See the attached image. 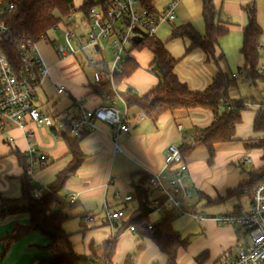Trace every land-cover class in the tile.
<instances>
[{"label":"crops","instance_id":"obj_1","mask_svg":"<svg viewBox=\"0 0 264 264\" xmlns=\"http://www.w3.org/2000/svg\"><path fill=\"white\" fill-rule=\"evenodd\" d=\"M82 2L83 0H79L76 6ZM157 2L158 0H154L152 3L153 9L161 11L167 0H161L158 4ZM251 2L255 1L213 0L215 10L224 23L223 25L228 28V33L218 40L213 56L209 59L200 50H193L186 55L185 48L189 44L187 39H179L182 43V51L181 48L179 51L171 47L172 43H176V41L180 43L179 40H165V43L163 41L165 49L176 61L174 73L178 80L185 83L190 90L205 89L211 84L217 72L228 75H235L233 73L235 69L238 72L242 66V59L239 55L241 35L246 24L243 8ZM171 23L178 26L190 24L196 32L203 34L201 0H178L175 6V20ZM169 27L170 23L160 24L156 36L159 30L165 29L166 31ZM42 48L46 50V57H43L41 53ZM37 49L48 68V76L42 81L34 101V106L38 110L49 115L50 112L72 111V102L74 101H81L88 109H95L103 104L101 95L94 92L93 86H89L91 77L85 79L81 72H79L80 74L76 73L81 67L74 62L73 57L58 59L45 43H39ZM140 53L141 51L136 52V55L138 56ZM220 54L223 56L221 60L218 58ZM262 54H264L263 40L260 41L259 46L258 66L260 72L264 69ZM131 58L138 64V69L124 79L117 89L120 93L129 90L142 96L155 87L157 78L152 71L151 74L148 72V75L145 73L148 70L141 68L140 64L142 63H140L139 57ZM102 61L103 59L100 62ZM64 64H67L65 71L59 76L56 74L55 68ZM150 66L151 64L148 65V68ZM231 67L235 69L232 70ZM73 73L75 74L72 75ZM262 75L264 76V74ZM58 87L62 88L64 93H57ZM237 88L238 86L229 90L230 99L237 100L242 97L238 95ZM259 109L260 106L257 108L249 104L245 105V109L241 113V123L235 130L234 141L215 145L214 156L210 163L203 147H196L184 158L187 167L186 185L192 190L191 204L196 211L200 209L209 213L203 215L197 212L207 219L188 222L185 227H182L183 229L176 230L173 226L178 218L172 222L173 230L187 242L183 249L178 250L176 264H203L209 258L219 261L227 251L231 253L229 257L233 255L232 246L235 244L236 231L230 227L216 225L210 218L217 216L215 215L217 212L213 210L218 205H224L228 201L235 202L232 212H237L247 205V201L243 205L240 203L241 199H247L246 196L221 199L226 196L228 190L235 189L246 177L245 174L240 173L237 166L240 162H244L242 168H245V164L251 161L256 163L252 167L259 165L257 161L261 151L255 148L248 150L245 148L247 143H255L264 138V134L255 133L252 130L253 119ZM131 111L134 113L129 115ZM139 113L143 112L136 109L128 110V118L133 120ZM212 117L210 111L177 110L161 115L156 122H152L148 117L139 119L131 125L127 135L118 137L117 142L121 152L117 154L112 152L110 126L102 123L96 124L94 130L87 132L80 143V149L84 155L82 165L57 194L61 199H65L69 192L78 194L76 203L62 211L69 216V219L62 225V229L69 235L68 242L71 253L64 242H58L48 249L46 248L49 245L48 240L39 233L31 232L24 235L23 232H19L20 227L28 224L27 213L5 214L1 213L4 211L1 210L0 253L4 245L3 240L6 237L15 239L9 242V247L3 257L0 256V264H35L38 260L69 254L78 258H87L89 264H92L95 262L90 259L91 249L95 250L97 257L101 256L104 246L112 240L115 234H118V237L110 264H165V255L158 251L149 238L139 237L124 226L139 209L135 190L143 182L146 172L162 170L163 156L168 145L179 147L184 143H189L190 138L209 125ZM178 126L181 127L180 130H177ZM24 132L29 133L32 144L49 160L47 166L35 173L41 185L46 187L52 181L54 174L69 162L66 144L50 128L36 127L27 123L20 129L14 124L0 119V203L20 197L21 178L24 173L16 156L19 154L25 159L27 146L23 136ZM9 139L12 141L9 142ZM253 151H257L259 154L257 161L248 157L249 154H253ZM176 167V165L169 166L165 173L171 176ZM109 179L113 181L111 185L107 184ZM115 193L122 197L131 196V199L127 202L116 200ZM216 200L221 201L215 202ZM105 208L111 211L122 210L124 216L113 223H108L103 218ZM83 214L93 216L94 221L90 224H81L80 216ZM219 214L224 215L225 213ZM73 221L76 223L74 222L75 224L71 228L68 225ZM183 230H187L185 237L182 235ZM202 255L203 259L207 257V260L199 263L201 259L198 258ZM95 264L100 263L96 262Z\"/></svg>","mask_w":264,"mask_h":264},{"label":"trees","instance_id":"obj_2","mask_svg":"<svg viewBox=\"0 0 264 264\" xmlns=\"http://www.w3.org/2000/svg\"><path fill=\"white\" fill-rule=\"evenodd\" d=\"M13 5V10L5 17V25L9 29L8 39L0 41V50L7 59L8 63L15 69H19L20 60L17 54V45L19 43H35L41 36L54 26H59L63 19L75 13L88 15L91 7L94 6L93 0H83L79 6L74 5V0H7ZM145 8L153 9L154 0H140ZM246 16V24L242 29L241 45L239 55L242 59V66L238 69L244 81L254 84L255 81L262 80L264 76L259 70V46L262 37V29L257 23L256 8L253 3H249L243 8ZM201 18L203 22V34H199L190 24L176 26L170 23L171 39H187L188 46L185 48V54L193 50L202 51L208 59L213 56L214 48L218 40L228 33V28L215 10L213 0H201ZM132 49L140 52L146 49L151 53L153 59L150 68L157 78V84L148 93L138 96L131 91L120 93L128 110L136 109L143 112L152 122H156L159 117L165 113H172L177 110L191 111L203 110L212 113V121L204 129L193 136L192 141L184 143L178 147L182 161L196 147L205 148L208 155V162L214 156V147L218 144H226L234 141L236 127L241 123V113L248 105V98H239L232 100L228 92L231 88L237 86L235 75L217 72L210 85L201 91H193L185 83L178 80L174 73L176 61L170 56L168 51L156 37L154 39H144L139 44H134ZM221 60L222 54L218 56ZM81 61V60H80ZM81 65H84L82 63ZM123 73L115 78L119 85L121 80L128 78L137 69L138 64L130 57V50L127 52L125 62L121 65ZM90 86V85H89ZM94 92L100 94L105 99H112L110 86H93ZM260 109L253 119L252 130L255 133L264 134V102L259 104ZM60 113L50 112L53 118ZM51 131L61 139L68 149L69 162L58 170L47 184L48 191L43 192L38 185H31L28 182L27 165L24 157L17 154V162L24 173L21 178L20 197L13 200H5L0 203L1 213L11 214L25 212L28 214L29 221L26 226L19 228V232L24 235L36 232L45 237L52 248L58 242H64L71 253V247L68 242L69 235L62 229V225L69 219V216L62 211L72 205H68L57 194L62 190L67 180L77 171L84 161V155L80 149V143L87 135V132L81 133L77 138H73L68 132L58 133L55 128ZM245 148L259 149L261 151L260 163L256 167L249 169L242 168L244 162L238 166L240 173L246 177L233 190H228L225 200L231 197L249 198L256 187L264 184V138L255 143H247ZM143 182L135 190L139 202L138 211L124 225L132 227L133 232L139 237L149 238L158 251L165 255V264H176L177 252L183 249L187 244L185 239L173 230L172 222L179 217L172 211H164L161 220L151 225L148 219L149 214L145 215L143 207L149 206V200L145 191L142 189ZM39 189L42 193L39 197L35 196L34 189ZM221 200H216L219 202ZM123 202V201H122ZM127 202V201H125ZM57 206V208H53ZM86 216H80V220ZM148 226H151L148 229ZM115 234L111 241L104 246L103 254L99 257L95 255V250L91 249V257L95 263L110 264L116 239ZM14 237H6L3 241V249L0 256L6 253L9 242ZM199 257L198 259H201ZM35 264H89L87 258H78L73 254L55 255L48 259L38 260Z\"/></svg>","mask_w":264,"mask_h":264},{"label":"built area","instance_id":"obj_3","mask_svg":"<svg viewBox=\"0 0 264 264\" xmlns=\"http://www.w3.org/2000/svg\"><path fill=\"white\" fill-rule=\"evenodd\" d=\"M87 16L80 12L79 18L74 14L63 19L60 27L54 26L52 31L59 32L60 41H50L45 35L35 43H19L17 54L20 60L19 69L11 66L0 50V119L14 124L22 129L25 124L31 123L36 127L55 128L58 133L68 132L77 138L83 132H91L96 124L102 123L111 128L112 152L120 153L121 148L117 142L118 137L127 135L131 125L139 119L146 118L139 113L134 119L128 118V109L115 82L116 77L123 73L122 64L127 57V45H134L133 37L154 39L158 26L162 23H171L175 20V6L178 0H167L161 11L152 10L142 6L140 0H93ZM13 10V5L7 0H0V41L8 39L9 29L5 25L6 15ZM62 26V27H61ZM110 42L112 61L93 62L88 58L81 60L87 50L101 51L102 42ZM48 45L58 59L79 56L82 63L91 67L92 76L90 86H110L113 98L105 99L103 104L95 109L84 107L81 101L72 102V111H62L51 118L45 112L34 106L37 92L42 81L48 76V68L42 60L37 45ZM81 55V56H80ZM57 93H64L58 87ZM120 106V107H119ZM181 127L178 126L177 130ZM26 140L25 162L27 165L28 182L40 186L43 192L48 191L37 180L35 173L48 165L49 160L41 154L32 144L28 132H24ZM190 138L189 141H192ZM12 139H9L11 142ZM247 161H250L247 159ZM176 165L173 174L167 175L165 170ZM187 167L182 161L179 149L175 145H168L163 156L162 170L146 172L142 189L149 200L150 214L158 213L163 217L164 211H172L176 215L186 216L198 221H204L203 215L198 214L191 204L192 190L186 185ZM108 180V185L112 184ZM107 185V186H108ZM34 195L39 197L42 193L34 189ZM116 200L129 201L131 196L122 197L115 193ZM78 194L69 192L65 199L68 205H73ZM54 209L57 206L53 207ZM106 220L108 223L124 216L122 210H108ZM217 225H227L236 231V245L233 255L223 259L218 264H264V184L255 188L247 198V205L237 212L219 215L210 218ZM93 216L86 215L81 224H90ZM151 226H148L150 229ZM129 231L133 232L130 227ZM95 264V263H92Z\"/></svg>","mask_w":264,"mask_h":264},{"label":"rangeland","instance_id":"obj_4","mask_svg":"<svg viewBox=\"0 0 264 264\" xmlns=\"http://www.w3.org/2000/svg\"><path fill=\"white\" fill-rule=\"evenodd\" d=\"M161 0H158L157 4L160 2ZM255 2H252L253 5L255 6L256 8V18H257V22L259 23V25L261 26V29H262V37H261V40L264 41V0H254ZM79 2V0H76L75 1V6L76 4ZM159 7V6H158ZM160 8V7H159ZM75 18H79L80 16V13H75L74 14ZM222 17L223 14H222ZM178 26V25H176ZM62 27V26H61ZM171 27V26H170ZM169 27L168 30L165 31V29H161L159 30L156 38L161 41L162 44H164L166 41L170 40L171 39V28ZM203 30V29H202ZM46 37L52 41L53 39H56L57 42L60 41L59 39V32L55 33L53 32L52 30L48 31L46 33ZM181 38H177V40H179ZM166 40V41H165ZM164 41V43H163ZM174 42V41H172ZM171 42V43H172ZM180 42V40H179ZM133 45H127V50H130V53H131V57H139V59H141V62L142 64H140L141 68H143V70H148V71H145V73L148 75V72L151 74V71L152 69L148 68V65L152 63V56L151 54L146 50V49H143L141 50V53L137 56L136 55V52L137 50H134L132 49ZM172 48L174 47V49H177L180 51V48H181V51H182V43H178L176 41V43H172ZM100 49L101 51L99 52H95L93 50H90V49H87L83 55L81 56V60H85V58H88L89 60L93 61V62H97L99 63L101 61V59H103V62L105 63H108V62H111L112 61V53H111V46H110V42L107 41V42H102L100 44ZM45 51L44 48H42L41 50V53L43 55V57H46V54H45ZM262 57L264 59V54H262ZM50 58V57H49ZM49 58H48V61H49ZM105 60V61H104ZM74 62L78 63V65L81 67L80 70H78V72H76L77 74H80L79 72L82 73L83 77L86 79H90V77L92 76V70H91V67L86 64L84 62V65H81L82 62L79 60V56H75L74 57ZM67 66V64H64L62 66H59V67H56L55 68V72L56 74H58L59 76H61L64 71H65V67ZM79 66H77L79 68ZM232 69V67H231ZM235 69V68H233ZM232 69V70H233ZM206 72V71H205ZM233 73L235 74V77H236V82H237V86H238V95L244 97V98H248L249 101L251 103H249L250 106H256L257 108H259V104L262 102V100H264V79L262 80H258V81H255L254 84L252 83H247L246 81H244V78L238 74L237 70L235 69L233 71ZM75 73H73L72 75H74ZM261 74H264V69L261 70ZM152 76V75H151ZM70 77V75H69ZM203 77H204V72H203ZM81 80V79H80ZM91 81V79H90ZM205 81V79H204ZM211 81V80H210ZM207 85V84H206ZM236 96V95H234ZM233 96V97H234ZM120 107V106H119ZM134 112H129V115H132ZM211 113V112H210ZM213 118V117H212ZM211 123V122H210ZM209 123V124H210ZM257 155L258 152L257 151H253V154H249V158L251 159H254V161H257ZM260 158V157H259ZM258 164L260 163V159H258ZM256 165V163H253V161L249 162L248 164H245V168L246 169H249L251 168L253 165ZM247 201V199H241L240 200V203L243 205L245 204ZM233 203L235 202H232V201H228L226 204H221V205H218L213 211H216L217 213L215 215L219 216L220 214L219 213H233ZM197 212L203 214V215H208L209 212L205 211V210H200L198 209ZM103 218L106 219V212L103 214ZM149 219H150V222L151 224L155 225L157 224L160 220H161V217H160V214L158 213H153L152 215H149ZM196 220L190 218V217H186V216H179L178 219H176V222L174 223V228L176 230L178 229H183L182 227H185V225L188 223V222H195ZM76 223V221H73L71 223H69V227H73L74 224ZM198 222V221H197ZM216 224V223H214ZM217 225V224H216ZM222 227H229L227 225H221ZM232 228V227H230ZM233 229V228H232ZM234 230V229H233ZM187 231V230H186ZM185 230H183V233L182 235L185 237L187 235ZM235 231V230H234ZM185 232V233H184ZM236 240H237V237L235 236V244L232 246V249H233V252H234V249H235V245H236ZM230 251H227L226 253H224L222 255V257L220 258L221 259H225L227 257L230 256ZM204 257V256H203ZM203 257L201 258V260H199V263H203L204 261H206L207 257L205 259H203ZM216 260V261H215ZM219 260V261H220ZM218 259H215V258H209L206 262H204L203 264H206V263H211V264H218L219 263Z\"/></svg>","mask_w":264,"mask_h":264},{"label":"water","instance_id":"obj_5","mask_svg":"<svg viewBox=\"0 0 264 264\" xmlns=\"http://www.w3.org/2000/svg\"><path fill=\"white\" fill-rule=\"evenodd\" d=\"M132 42L134 43V44H139L140 42H141V38H139V37H133L132 38ZM143 212H144V214L145 215H147V214H149V212H150V208H148V207H143Z\"/></svg>","mask_w":264,"mask_h":264}]
</instances>
